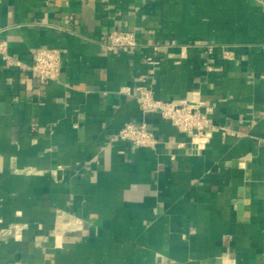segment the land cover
I'll use <instances>...</instances> for the list:
<instances>
[{
	"label": "crops",
	"instance_id": "1",
	"mask_svg": "<svg viewBox=\"0 0 264 264\" xmlns=\"http://www.w3.org/2000/svg\"><path fill=\"white\" fill-rule=\"evenodd\" d=\"M115 31L136 46L106 49ZM0 41L22 62L0 55V264H264V0H0ZM41 47L60 81L29 69ZM142 76L213 107L201 152L121 93Z\"/></svg>",
	"mask_w": 264,
	"mask_h": 264
},
{
	"label": "built area",
	"instance_id": "2",
	"mask_svg": "<svg viewBox=\"0 0 264 264\" xmlns=\"http://www.w3.org/2000/svg\"><path fill=\"white\" fill-rule=\"evenodd\" d=\"M108 50L120 49L127 51L136 46V35L132 31H115L108 35L104 42ZM0 55L7 66L22 64L8 51L6 41H0ZM227 55V52H225ZM148 62L158 65L160 60L148 57ZM29 69L38 76L42 82L60 81L61 77V52L58 49L41 47L36 50L33 63ZM146 77H140V84L133 89L127 86L121 93L133 96L139 108L143 111H156L163 118L168 119L182 133L190 135V148L196 153L201 152L212 138L213 131L217 129L212 114L213 107L203 101L189 99L178 102H164L155 99L153 90L144 85ZM117 137L127 140L137 147L155 146L160 142L159 137L148 127L146 123L127 122L122 126ZM181 146V144H178ZM174 158V155L171 156ZM66 227L71 231H82L81 223L72 221L62 214L58 215L57 226Z\"/></svg>",
	"mask_w": 264,
	"mask_h": 264
}]
</instances>
